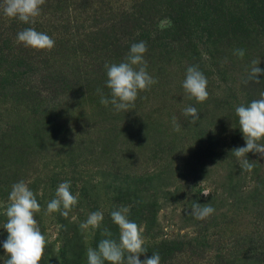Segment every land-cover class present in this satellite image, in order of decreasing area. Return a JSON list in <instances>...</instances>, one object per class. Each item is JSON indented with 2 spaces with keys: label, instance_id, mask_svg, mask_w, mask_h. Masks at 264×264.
<instances>
[{
  "label": "rangeland",
  "instance_id": "374dc122",
  "mask_svg": "<svg viewBox=\"0 0 264 264\" xmlns=\"http://www.w3.org/2000/svg\"><path fill=\"white\" fill-rule=\"evenodd\" d=\"M87 1L86 8L85 0L70 2L69 26L77 29V43L69 45L72 48L65 54L71 56L69 61L62 58L64 50L55 46L45 51L31 48L36 53L30 58L37 64L50 60L54 80L56 72L67 76L76 68L90 75L94 60L78 50V42L87 44V36L101 33L99 38L107 43L128 48L131 39L125 36L144 22L140 15L164 28L172 8L185 4L184 0ZM41 16L46 17L45 27L58 26L60 15L41 12L36 20ZM216 29L227 44L226 28ZM229 45L215 47L229 84L209 68V96L203 103L185 93L183 69L167 68L166 76L160 77L153 66L148 70L158 83L139 92L134 108L127 112L102 105L97 89L105 96H110V90L96 84L77 95L72 90L67 97L55 93L67 110L58 122L44 121L0 97V264L8 259L3 248L8 236L4 229L8 196L20 180L29 184L41 206L35 219L48 243L39 264H87V249L97 248L107 238L102 235L105 227L112 239H119L111 212L120 206L130 207L129 220L143 230L147 252L140 255L141 261L158 253L160 264H264V155L248 153L246 158L254 167L245 172L231 153L246 146L235 108L259 99L264 91V52L254 59L260 60L261 82L245 84L251 62L246 61V52L243 59L234 55V41ZM206 48L198 47V51L210 53ZM36 80L32 91L51 99L56 87L47 78ZM189 106L198 110L194 124L184 115ZM173 116L181 126L179 131L173 128ZM66 181L71 183L72 194H79L77 205L67 217L60 212L46 214L48 202ZM205 191L210 193L204 196ZM194 203H210L215 212L197 220L190 214ZM96 211L104 216L101 227L82 233L79 225Z\"/></svg>",
  "mask_w": 264,
  "mask_h": 264
},
{
  "label": "trees",
  "instance_id": "16d2710c",
  "mask_svg": "<svg viewBox=\"0 0 264 264\" xmlns=\"http://www.w3.org/2000/svg\"><path fill=\"white\" fill-rule=\"evenodd\" d=\"M70 2L71 0H45L41 6V12L46 16L60 15V18H57L59 28L45 27L47 20L42 16L35 24H25L18 19L8 18L0 7V97L5 102L10 101L16 106L27 108L44 121L51 119L58 122L67 113L62 101L54 96L55 93L59 92L63 97H67V91L72 90L71 94L77 95L82 93L84 87L88 88L92 84L99 85V88L106 87L105 64H118L124 61L131 47L122 49L118 43H107L104 38H99L103 36L101 33L96 34V37L87 36L88 45L78 42L80 45L78 50L94 60L90 65V75L87 76L88 73L83 75L79 68H76L67 76L61 71L56 72L57 79L54 80L53 72H50L52 68L49 66L50 60L43 61L42 65L34 62L30 56L36 52L30 47L18 44L16 37L21 30L34 27L37 31L49 35L55 41V47L64 50L62 58L69 61L71 56L65 57L70 51L69 48H72L69 45L77 43L74 40L77 29L70 30L69 26L73 11ZM184 2L183 7L170 6L172 10L168 15L166 27L162 28L160 24H155L153 19L140 15L144 22L133 27V32L125 36L131 39V45L141 41L146 42L147 52L144 54V59L149 74L151 71L148 69L152 66L156 67L157 73L162 77L166 76L167 68H181L186 72L188 66L198 65L206 77L210 76L209 68H212L217 72V76L229 84L226 80L227 71H221L225 66L222 65L218 55H215L220 50L215 47L231 48L229 43L234 41L236 49H243L247 53L246 61L249 62L263 55L264 0H184ZM2 4L3 0H0V5ZM87 5L88 1L85 0L83 8ZM218 27L226 28L225 39L229 38L227 44L221 39L223 35L216 29ZM120 31L123 34V30ZM187 41L190 43L182 45ZM201 46L207 47L206 49L212 54L200 53L198 47ZM74 51L76 49H73ZM99 53H102V56L97 57ZM207 54L210 60L204 59V55ZM37 77L40 78V82H44L47 78L48 83L56 87L51 92L53 94L51 99L36 95L32 91L31 84L38 81ZM76 100L78 104L82 102L78 97Z\"/></svg>",
  "mask_w": 264,
  "mask_h": 264
},
{
  "label": "clouds",
  "instance_id": "9594fccd",
  "mask_svg": "<svg viewBox=\"0 0 264 264\" xmlns=\"http://www.w3.org/2000/svg\"><path fill=\"white\" fill-rule=\"evenodd\" d=\"M45 0H3V14L12 19H18L25 24H35L36 18L41 15V6ZM16 41L25 47L36 50H51L55 41L47 34L37 31L34 27H28L17 33ZM147 52L146 42L133 43L125 60L120 63L105 64L107 70L106 87L110 90V96H105L102 90L97 89L100 95V103L107 107L111 104L116 112L129 111L134 108L138 93L147 91L158 81L153 78L147 69V62L144 54ZM234 55L243 59L245 51L237 49ZM207 59V56L204 57ZM260 60L251 62L250 71L244 83L254 81L259 84L258 76L262 70L257 66ZM207 78L198 65L188 66L182 87L190 98L198 103L208 99ZM198 110L195 107H186L184 115L191 117L190 123L194 124L199 119ZM238 117L239 129L243 134L245 145L235 148L231 153L240 161L242 171L251 172L254 164L246 156L253 152L264 155V91L260 98L251 101L247 106L240 105L235 108ZM172 124L175 131L180 130V124L175 116L172 117ZM70 181L59 184L55 198L47 204L46 214L60 212L64 217L78 203V193L73 195L70 191ZM210 191L202 194L207 196ZM62 209V210H61ZM41 212V206L36 199V194L30 189L29 184L20 180L11 186L8 196V206L5 215L7 221L4 229L8 236L3 242V248L8 255L4 264H39L47 246V238L42 234L35 215ZM215 209L210 203L201 205L194 203L191 208V215L197 220L209 218ZM129 206H120L111 212V219L119 228V239H112V233L104 228L102 239L97 248L87 249V264H160V256L153 253L151 258L140 260V255L147 252L145 239L142 235V228L137 223L129 220ZM104 219L100 211L92 212L87 219L79 225L82 233L89 229L96 230L101 227Z\"/></svg>",
  "mask_w": 264,
  "mask_h": 264
}]
</instances>
